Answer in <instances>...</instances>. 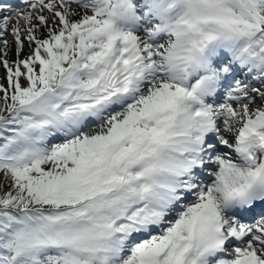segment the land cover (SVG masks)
Returning <instances> with one entry per match:
<instances>
[{
	"label": "snow or ice",
	"instance_id": "6c2138e0",
	"mask_svg": "<svg viewBox=\"0 0 264 264\" xmlns=\"http://www.w3.org/2000/svg\"><path fill=\"white\" fill-rule=\"evenodd\" d=\"M22 5L0 264H264V0Z\"/></svg>",
	"mask_w": 264,
	"mask_h": 264
},
{
	"label": "bare ground",
	"instance_id": "6f19581e",
	"mask_svg": "<svg viewBox=\"0 0 264 264\" xmlns=\"http://www.w3.org/2000/svg\"><path fill=\"white\" fill-rule=\"evenodd\" d=\"M10 39H11V37H9ZM27 52H28V49L26 48V50H25V54H27ZM9 58L10 59H12V58H14L13 56H12V54L10 53V56H9ZM3 75H4V70H3V68L2 67H0V78H2L3 77Z\"/></svg>",
	"mask_w": 264,
	"mask_h": 264
}]
</instances>
